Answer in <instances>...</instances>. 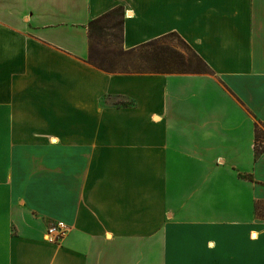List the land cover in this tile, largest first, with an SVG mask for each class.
I'll return each instance as SVG.
<instances>
[{
  "label": "crops",
  "instance_id": "1",
  "mask_svg": "<svg viewBox=\"0 0 264 264\" xmlns=\"http://www.w3.org/2000/svg\"><path fill=\"white\" fill-rule=\"evenodd\" d=\"M116 6L123 49L175 31L212 73L91 65ZM256 125L264 0H0V264H264Z\"/></svg>",
  "mask_w": 264,
  "mask_h": 264
},
{
  "label": "trees",
  "instance_id": "2",
  "mask_svg": "<svg viewBox=\"0 0 264 264\" xmlns=\"http://www.w3.org/2000/svg\"><path fill=\"white\" fill-rule=\"evenodd\" d=\"M123 8L116 6L91 19L87 25V62L105 72L121 73H208L212 70L202 57L175 31L123 49ZM107 29L117 33H106ZM111 36L117 48L98 50L102 40ZM258 126H255V154L258 153ZM260 152H264V149Z\"/></svg>",
  "mask_w": 264,
  "mask_h": 264
},
{
  "label": "rangeland",
  "instance_id": "3",
  "mask_svg": "<svg viewBox=\"0 0 264 264\" xmlns=\"http://www.w3.org/2000/svg\"><path fill=\"white\" fill-rule=\"evenodd\" d=\"M117 33V30H111L107 29L106 33ZM118 44L116 43L115 39L111 36H107L104 38L98 47V50H106V49H114L117 48ZM257 149L258 152L262 151L264 149V126L259 125V131H258V141H257Z\"/></svg>",
  "mask_w": 264,
  "mask_h": 264
},
{
  "label": "built area",
  "instance_id": "4",
  "mask_svg": "<svg viewBox=\"0 0 264 264\" xmlns=\"http://www.w3.org/2000/svg\"><path fill=\"white\" fill-rule=\"evenodd\" d=\"M65 232L66 226L60 221L56 222L54 225L49 226L47 229V234H51V237L49 239L53 240H57L58 238L63 236Z\"/></svg>",
  "mask_w": 264,
  "mask_h": 264
}]
</instances>
